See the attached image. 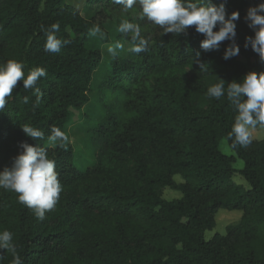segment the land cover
Here are the masks:
<instances>
[{
    "label": "trees",
    "instance_id": "1",
    "mask_svg": "<svg viewBox=\"0 0 264 264\" xmlns=\"http://www.w3.org/2000/svg\"><path fill=\"white\" fill-rule=\"evenodd\" d=\"M261 2L212 0L224 3L229 15L239 13L240 51L225 60L230 41L205 52V37L195 26L164 34L140 18L138 4L125 11L113 0H86L81 8L70 0H0V64L15 60L25 75L36 68L47 73L32 89L18 81L6 98L0 171L11 167L26 142L46 148L62 185L43 220L18 202V193L0 188V232H11L15 247L0 250V264H13L15 256L22 264H264V137L233 146L228 133L236 112L226 94L207 96L219 79L226 89L248 72H264L258 54L245 47L246 37H254L247 11ZM124 20L140 26L148 50L106 59L99 45L131 43V34L117 30ZM52 24L59 25L57 38L69 41L58 53L44 50L42 29ZM97 26L103 37L90 34ZM197 52L203 70L195 62ZM96 80L103 118L94 131L93 160L83 169L75 164L70 138L61 148L49 145L47 137L53 127L69 137ZM24 125L44 132V139L28 137ZM223 139L235 154L221 150ZM238 158L242 169L234 167ZM236 172L251 188L233 180ZM166 188L182 196L168 200ZM221 208L242 211L241 219L207 240Z\"/></svg>",
    "mask_w": 264,
    "mask_h": 264
},
{
    "label": "clouds",
    "instance_id": "2",
    "mask_svg": "<svg viewBox=\"0 0 264 264\" xmlns=\"http://www.w3.org/2000/svg\"><path fill=\"white\" fill-rule=\"evenodd\" d=\"M113 3L121 5L125 11L140 6V18L151 21L163 28V33L180 35L186 33L190 26H195L197 33L205 37L200 42L203 51L218 50L221 42L230 41L224 51L223 58L228 60L239 54L240 48L235 42L236 23L239 19L238 12L230 15L226 12L224 3L213 4L212 0H113ZM246 21L254 31V37H246L245 47L258 54L260 61L264 62V2L247 11ZM219 25L218 31L214 28ZM46 36L44 50L50 53H58L61 47L69 41L57 38L58 24H52L49 29H42ZM120 33L131 34V43L128 51L141 53L148 50V40L141 36L138 24L124 20L117 29ZM99 33L103 37L101 29L97 26L91 29L90 34ZM124 47L116 42L107 48L111 56L117 55V50ZM200 52L196 53L195 62L201 70L204 64L199 62ZM24 65L15 60H8L0 64V111H3L6 98L13 93L18 81L23 82L24 89H32L41 77L46 76L44 68H36L27 75L23 71ZM219 79L207 88L209 98L219 99L226 94L227 100L236 112L234 123L228 138L233 146L247 147L252 142V130L257 126L264 128V72H248L241 82L227 83ZM37 95L40 89L35 88ZM25 103L28 98L25 97ZM22 131L34 140H43L44 132L32 126H22ZM69 137L59 128H51V135L47 137L49 145L66 148ZM21 151L13 159L11 167H5L0 171V188L12 190L18 193V202L32 209L35 216L43 220L46 212L52 210L60 198L62 185L58 178L55 161L49 159L46 148L21 142ZM12 242V233L0 232V250L11 249L15 251ZM13 264H22L19 256L14 257Z\"/></svg>",
    "mask_w": 264,
    "mask_h": 264
},
{
    "label": "rangeland",
    "instance_id": "3",
    "mask_svg": "<svg viewBox=\"0 0 264 264\" xmlns=\"http://www.w3.org/2000/svg\"><path fill=\"white\" fill-rule=\"evenodd\" d=\"M74 2L77 7L81 8L86 0H70ZM122 49H118L117 53L125 55L130 47L129 44H123ZM106 59L112 56L107 52V48L104 44L99 45ZM99 80L95 81L92 91L90 93V102L87 103L81 110L76 111L73 121L68 128V135L71 143L75 148L74 161L79 168H87L90 166L93 160V149L95 147L94 131L96 130L99 121L103 118V103L101 94L98 90ZM264 137V128H256L252 130V138L262 139ZM221 150L226 154H235L234 150L229 146L228 141L223 139L220 142ZM236 169H242L244 167V161L242 159H237L234 163ZM177 182H182L183 178L180 175L175 177ZM233 180L244 188H251L250 183L245 179V177L236 172L234 174ZM182 194L172 188H166L163 192V197L168 200H173L180 198ZM242 216V211L239 210H228L221 208L216 215V227L212 230H208L205 233L207 240L211 239L215 234H225L227 226L237 223Z\"/></svg>",
    "mask_w": 264,
    "mask_h": 264
}]
</instances>
